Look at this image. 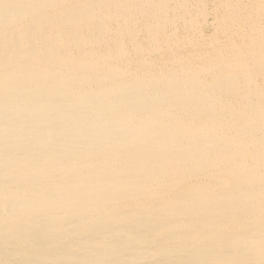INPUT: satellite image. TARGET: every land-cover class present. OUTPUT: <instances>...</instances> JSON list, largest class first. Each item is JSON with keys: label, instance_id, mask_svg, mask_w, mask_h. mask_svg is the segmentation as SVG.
Instances as JSON below:
<instances>
[{"label": "bare ground", "instance_id": "1", "mask_svg": "<svg viewBox=\"0 0 264 264\" xmlns=\"http://www.w3.org/2000/svg\"><path fill=\"white\" fill-rule=\"evenodd\" d=\"M0 264H264V0H0Z\"/></svg>", "mask_w": 264, "mask_h": 264}, {"label": "rangeland", "instance_id": "2", "mask_svg": "<svg viewBox=\"0 0 264 264\" xmlns=\"http://www.w3.org/2000/svg\"><path fill=\"white\" fill-rule=\"evenodd\" d=\"M209 20H210V21H209ZM209 20H208V21H209V24H211V23H212L211 16L209 17ZM210 26H211V25H210ZM210 26H209L208 28H206V30L204 31L205 33H210V32H211L212 29H211Z\"/></svg>", "mask_w": 264, "mask_h": 264}]
</instances>
